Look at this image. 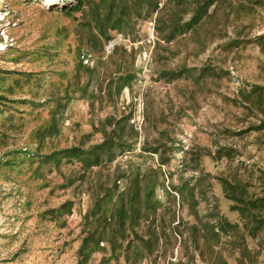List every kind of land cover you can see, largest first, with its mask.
Masks as SVG:
<instances>
[{"label": "rangeland", "instance_id": "374dc122", "mask_svg": "<svg viewBox=\"0 0 264 264\" xmlns=\"http://www.w3.org/2000/svg\"><path fill=\"white\" fill-rule=\"evenodd\" d=\"M0 264H264V0H0Z\"/></svg>", "mask_w": 264, "mask_h": 264}, {"label": "built area", "instance_id": "2783aa9c", "mask_svg": "<svg viewBox=\"0 0 264 264\" xmlns=\"http://www.w3.org/2000/svg\"><path fill=\"white\" fill-rule=\"evenodd\" d=\"M82 59L84 62H88L87 58H85V56H82Z\"/></svg>", "mask_w": 264, "mask_h": 264}]
</instances>
